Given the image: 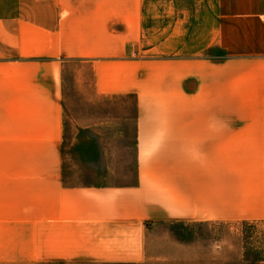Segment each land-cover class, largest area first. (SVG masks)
<instances>
[{
	"label": "crops",
	"instance_id": "crops-1",
	"mask_svg": "<svg viewBox=\"0 0 264 264\" xmlns=\"http://www.w3.org/2000/svg\"><path fill=\"white\" fill-rule=\"evenodd\" d=\"M76 62L134 99V173H61ZM259 224L264 0H0V264H236Z\"/></svg>",
	"mask_w": 264,
	"mask_h": 264
},
{
	"label": "rangeland",
	"instance_id": "rangeland-1",
	"mask_svg": "<svg viewBox=\"0 0 264 264\" xmlns=\"http://www.w3.org/2000/svg\"><path fill=\"white\" fill-rule=\"evenodd\" d=\"M61 96L64 126L61 173H134L131 127L117 133L113 126L107 129L101 125L114 118L132 121L134 99L97 95L90 65L77 62L61 68ZM93 142L98 146H93ZM99 150L105 152L104 156H100ZM116 180H121V176L117 175ZM238 229L241 234L236 264H264V224L244 225Z\"/></svg>",
	"mask_w": 264,
	"mask_h": 264
}]
</instances>
